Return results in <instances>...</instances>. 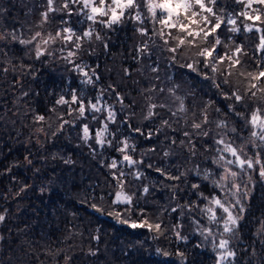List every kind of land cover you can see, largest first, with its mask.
<instances>
[{
  "label": "trees",
  "instance_id": "obj_1",
  "mask_svg": "<svg viewBox=\"0 0 264 264\" xmlns=\"http://www.w3.org/2000/svg\"><path fill=\"white\" fill-rule=\"evenodd\" d=\"M223 3L233 15L243 10V5L234 0H223ZM41 4L42 0H0V8L8 9L3 14L6 18H0V28L7 26L19 29L24 24L26 26L23 31L28 35L27 25L38 22ZM58 19L57 17L46 24L43 29L33 28V31L55 33L59 27ZM237 23L241 32L232 34L222 28L219 30L221 39L227 41L229 36H233L237 43L243 44L249 55L242 57V60L248 65V70H253L252 49L258 43V34L243 31V25L252 23L251 21L239 17ZM89 24L83 17L71 18V25L78 33ZM147 26L151 27L150 24ZM93 27L100 32L103 40H85L77 63L86 65L85 70L90 75L92 70L95 71L99 80L94 85L83 83L85 78L81 73L61 58L67 54L71 45L61 53L59 49L64 45L59 41L49 48L55 55L44 56L39 60L34 58L32 46L26 51L18 44L11 46L8 57L0 56L4 60L12 58L17 65L21 61L31 65L30 74L20 77L15 87L11 73L6 78L0 74V116L4 117L0 120V214L6 216L5 221L0 223V237H3L0 240V264H217V252L213 250L211 240H205L199 234V228L208 223L203 214L187 208L171 211V208L178 205L200 203L190 187L192 183H200L198 191L206 196L212 193V185L195 175H189L186 182H174L161 176L155 171L156 167L164 168L172 174H176L178 167L183 170V156L164 157V135L153 136L149 140L131 132L121 121L127 120L132 128L140 127L147 132L158 127L161 118H170L166 109H157L159 116L154 121L143 118L147 111L145 90L153 85L164 88L172 87L173 83L179 85L177 94L186 97L189 116L193 105L198 112L200 105L211 101L208 115L212 121L224 118L231 101L224 99L219 90L212 87L210 81L204 80L202 75L197 76L196 73L181 68L179 64L185 62L183 57L178 58L176 66H170L171 54L162 53L158 47L152 49L150 56L139 54L137 48L147 38L135 30L137 24L134 21L125 20L113 29L103 28L98 24ZM219 51L223 52V47ZM187 55L189 53H184V56ZM154 63L159 65V80L154 79L156 73L151 71ZM125 69H128L129 75H125ZM230 79L243 81V78L235 75ZM245 83L235 85L241 93ZM109 85L115 86L116 91L125 97L123 109L116 102ZM102 90L103 102L113 105L117 113L116 123L109 124L110 131L116 133V141L128 137L129 143L136 145L135 152L130 154L136 160L143 159L144 164L129 167L124 163L118 169H109L107 165L113 158L118 161L122 159V153L115 150L118 146L116 141L113 147L105 145L103 148L90 141L92 148L96 149L93 153L92 148L80 139V125L83 123H88L90 128L100 126L99 121L92 120L91 113H86V119L77 120L75 127L66 125L62 133L52 136L59 123L56 119L59 113H65L66 120H72L76 115L74 113L69 116L66 114L67 106L56 105L55 102L61 95L70 100L73 91L77 95L82 93L87 104L88 100L95 102V97ZM225 90L229 89L226 87ZM24 91L29 95L22 97ZM153 99L160 102L165 97L158 93L154 94ZM252 106L250 103L249 107ZM53 107L57 109L56 113L49 111ZM72 107L75 108L76 105ZM169 107L175 111L177 105L169 100ZM216 108L221 111L217 113ZM237 108L244 111L239 106ZM35 114L45 115L46 122L43 125L34 124ZM228 119L238 129L243 126L238 118L230 114ZM41 126L47 135L35 131ZM173 127L177 129V133H172L170 129H165L164 132L176 135L178 139L183 138L179 132L184 127V121L174 123ZM243 135L247 136V131ZM208 143H211L210 139ZM153 147L156 151H149ZM65 160L72 163L66 164ZM149 164L153 167L149 168ZM207 166L210 165L202 164V167ZM137 170L143 173V179L134 178L132 174ZM119 171L128 174L124 191L134 194L133 204L138 206L131 219H142L137 213L144 209L150 221L155 222L159 218L163 222L166 229L163 235L147 228L134 229L117 222L113 216L98 213L91 208L90 205L96 203L105 213L113 209L123 211L125 205L112 204L114 194L120 188L111 173L118 174ZM244 180L246 182L247 177ZM173 184L179 187L175 199L172 198ZM145 185L150 189L146 195L142 193ZM21 188H24L23 192L20 191ZM244 203L246 211L242 214L239 238L234 239L231 244L238 253L236 264H264V244L260 243L264 240V234L256 235L260 228L258 221H264V182L258 176L255 177L250 196ZM194 220H199L200 225L194 223ZM175 225L181 226L174 228ZM176 231L186 237V240L178 239ZM47 249H52L53 252L59 250L60 255L53 258L46 254ZM90 249L97 251V255H89ZM157 249L169 255L159 254ZM245 249L248 251L245 252ZM253 250L255 256L252 255ZM177 252H183L184 258L176 255ZM65 256L71 257V260L66 261Z\"/></svg>",
  "mask_w": 264,
  "mask_h": 264
},
{
  "label": "snow or ice",
  "instance_id": "obj_2",
  "mask_svg": "<svg viewBox=\"0 0 264 264\" xmlns=\"http://www.w3.org/2000/svg\"><path fill=\"white\" fill-rule=\"evenodd\" d=\"M234 2L243 5V10L235 15L228 11L223 0H42L39 20L34 25H27L28 35H25L23 31L26 26L24 24L19 29L7 26L0 28V56L8 57V52L12 50L11 46L18 44L26 51L29 50V46H32L31 51L34 52V58L39 60L44 56L55 55L53 51H49V48L59 41L64 45L59 49L61 53L64 52L65 47L71 45L67 54L61 58L81 73L85 78L83 83L94 85L99 80L95 71L92 70L90 75L89 71L85 70L86 65L81 66L77 63L83 42L91 41L93 38L97 41L103 40L100 32L93 27L94 25L113 29L125 20L134 21L137 24L135 30L147 38L137 48L139 54L150 56L152 49L158 47L162 53L171 54L170 66H176L178 58L183 57L185 62L179 64L181 68H186L196 73L197 76L202 75L204 80L210 81L212 87L219 90L224 99L231 101L227 105L228 113L224 118L212 121L209 120L208 115L211 101L200 105L198 112L195 110L196 106L193 105L191 116H189V107L185 103L186 97L177 94L179 85L173 83L172 87L167 88L153 85L145 90L147 111L143 118L154 121L159 116L157 109H166L170 118H161L159 126L147 132L140 127L132 128L127 120L121 121L131 132L149 140L153 136L164 135L166 142L164 157L183 156V170L178 167L176 174H172L164 168L156 167L155 171L161 176L174 182H186L189 175H195L201 181H207L212 185V193L206 196L198 191L201 187L200 183H192L190 187L198 196L200 203L189 202L185 205H178L171 208V211L177 212L178 208L181 210L187 208L189 211L198 210L203 214L208 223L199 228V234L205 240H211L213 250L217 252V264H236L238 253L231 247V244L234 239L239 238L242 214L246 211L244 201L250 196L255 177L258 176L259 180L264 182V27H261L264 25V0H234ZM7 11V8H0V18H6L3 14ZM30 12L31 9H29ZM73 16L83 17L85 21L90 22L89 26L78 33L71 25ZM57 17L59 27L55 33L33 31V28L43 29L46 24L56 20ZM239 17L252 22L243 25L244 32L258 34V43L254 44L252 49L253 70H248V65L242 60V57L249 55L245 46L237 43L233 36H229L227 41L222 40L220 36L219 30L222 28L232 34L240 33L242 29L237 23ZM147 24L151 27L149 28ZM104 46L107 47V44ZM221 47L224 49L223 52L219 51ZM184 53H189V55L184 56ZM151 71L156 73L154 79L159 80L158 63H154ZM30 72L31 65L24 64L22 61L17 65L10 57L6 60L0 59V74L6 78L11 73L14 77L13 87L16 86L20 77ZM124 72L125 75L130 74L128 69ZM234 75L243 78V81L239 79L232 81L230 77ZM241 82H246L243 93L235 86ZM226 87L229 90H225ZM109 89L123 109L125 97L116 91L115 86L109 85ZM158 93L163 94L165 99L156 102L153 96ZM28 95L27 91L22 93V97ZM103 95L102 90L95 97V102L88 100L87 104L82 93L77 95L73 91L70 100L61 95L56 100V105L67 106L66 114L73 116L75 113L76 115L74 119L66 120L64 119L65 113H59L56 116L59 123L52 132V136L55 137L62 133L66 125L75 127L77 120L86 119V113H91L92 120L99 121L100 126L90 128L88 123H83L80 125V139L90 148H92L90 141L100 148L105 145L113 147L116 133L110 131L109 124L116 123L117 113L113 105L103 102ZM169 100L177 105L175 111L169 107ZM250 103L253 104L252 107H249ZM72 105L76 107L73 108ZM237 106L243 108L244 111H239ZM49 111L56 113L57 109L53 107ZM215 111L219 113L221 110L216 108ZM97 113L102 115L97 116ZM229 114L238 118L243 126L238 129L235 123L228 119ZM3 119L4 117L0 116V120ZM46 119L43 114H35L33 123L43 125ZM180 120L184 121V127L179 132L183 138L178 139L176 135H168L164 132L165 129H170L172 133H177L173 124H179ZM12 122L15 123V121ZM210 125L214 127H209ZM48 127L51 128V125ZM35 131L47 135L43 126ZM245 131H247V136L243 135ZM209 139L211 143H208ZM116 144L118 146L115 150L122 153V159L118 161L113 158L107 165L109 169H118L119 165L124 163L129 167L144 164L143 159L136 160L130 154V152H135L136 145L130 144L128 137L116 141ZM92 151L95 153L96 149L92 148ZM149 151L155 152L156 148L153 147ZM209 153L211 155H208ZM28 162L31 163V160ZM64 162L72 163L70 160ZM204 163L210 166L202 167ZM148 167L152 168L153 165L149 164ZM111 175L120 188L115 192L112 204H123L126 207L123 211L113 209L107 213L96 203H92L91 208L98 213L113 216L117 222L127 224L134 229L147 228L149 231L163 235L166 231L163 222L159 218L155 222L150 221L144 209H140L137 213L142 219L139 221L131 219L138 206L133 204L134 194L130 195L124 191V182L128 174L119 171L118 174L112 172ZM132 175L136 180L143 179V173L139 170ZM245 177H247L246 182ZM171 187L174 189L172 198L175 199L179 187L177 184ZM20 191L23 192L24 188ZM149 191L146 185L142 188V193L145 195ZM5 219L6 216L0 214V223ZM194 223L200 225L199 220H194ZM258 223H260V228L256 233L257 236L264 234V221H258ZM175 234L178 239L186 240V237L181 236L179 231ZM217 236H219L218 240ZM2 239L3 237H0V240ZM94 239L98 240L99 237H94ZM260 243L264 244V240ZM247 251L248 249H245V252ZM157 252L165 256L169 255L160 249H157ZM46 254L55 258L60 255V251L53 252L52 249H47ZM88 254L96 256L97 251L90 249ZM176 255L184 258L185 254L177 252ZM252 255L255 256L254 250ZM64 259L68 261L71 257L65 256Z\"/></svg>",
  "mask_w": 264,
  "mask_h": 264
}]
</instances>
